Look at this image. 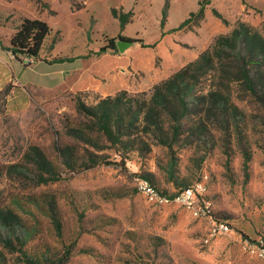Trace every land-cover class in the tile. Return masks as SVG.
<instances>
[{
  "label": "rangeland",
  "instance_id": "obj_1",
  "mask_svg": "<svg viewBox=\"0 0 264 264\" xmlns=\"http://www.w3.org/2000/svg\"><path fill=\"white\" fill-rule=\"evenodd\" d=\"M120 16L128 17L124 26ZM24 17L53 28L39 58L46 61L70 59L49 57L54 46L91 54L113 41L116 48L105 51L117 56L142 48L140 39L155 43L168 34L154 51L165 71L191 51L210 48L239 19L264 32V0H0V47L14 73L6 78L0 72V264H47L65 254L63 264H264L248 246L264 242V108L234 96L228 120L191 97L193 113L182 120L184 134L173 150L160 143L159 133L144 131L128 142L125 159L105 139L100 150L79 143L84 159L93 152L119 163L70 169L57 146L78 145L66 130L84 119L80 102L92 107L124 90L143 91H61L74 76L56 90L31 84L42 78V70L28 68L38 59L18 60L6 48ZM127 37L136 41L120 50ZM178 40L194 47L183 51ZM141 180L169 197L204 182L210 214L151 198ZM213 220L226 222L229 231L207 241Z\"/></svg>",
  "mask_w": 264,
  "mask_h": 264
},
{
  "label": "trees",
  "instance_id": "obj_2",
  "mask_svg": "<svg viewBox=\"0 0 264 264\" xmlns=\"http://www.w3.org/2000/svg\"><path fill=\"white\" fill-rule=\"evenodd\" d=\"M204 12L205 7L201 5V17H204ZM120 21L124 26L128 17L120 16ZM189 21L187 19L181 27ZM52 30L46 20L24 17L6 48L18 60H21L20 55L39 59ZM127 39L136 41L134 38ZM139 41L144 47L156 45V42ZM109 47L115 49L116 43L112 41L97 53ZM64 60L58 58L55 61ZM201 84L206 85L203 88L199 86ZM234 96L238 99L250 97L264 108V32L242 19L229 33L220 34L211 47L201 51L196 59L155 84L150 92L132 95L124 90L92 107L80 102L79 109L84 111V119L70 123L66 130L71 138L78 141V145H58L57 151L61 162L70 169H75L77 165L91 168L101 163H119L110 160L109 156L93 152L84 159L79 152V143L100 150L101 140L105 139L125 159L128 142L144 131L159 133L160 143L173 150L184 134L182 120L193 113L191 97L214 105L229 120L233 117L229 107L236 105ZM133 107L136 110L131 114ZM85 146L84 149L89 152ZM245 154L248 161V151L245 150ZM48 164L53 165L51 161ZM67 261L65 254L47 264Z\"/></svg>",
  "mask_w": 264,
  "mask_h": 264
},
{
  "label": "crops",
  "instance_id": "obj_3",
  "mask_svg": "<svg viewBox=\"0 0 264 264\" xmlns=\"http://www.w3.org/2000/svg\"><path fill=\"white\" fill-rule=\"evenodd\" d=\"M167 36L168 34L164 35L161 40L156 42L154 47L134 48L117 56L106 51L97 53L98 50L92 51L91 54L74 55L59 51L54 46L52 49L53 56L49 57L54 58L58 54H63V56L70 57V59L64 61L36 60L32 64L33 67L28 66V68L42 70V78L31 84H36L39 88H46L47 90H56L57 85L65 84L68 79L74 76L73 81L69 82L68 85H64L61 91L79 92L88 90L97 95L106 96L123 89L129 91L147 90L167 78L173 71L179 70L196 59L200 54L199 50L207 46L205 44L197 51H191L186 59L175 63L173 66L171 64L167 65V68L163 71L162 62L164 59L154 51L167 42ZM176 43L178 48L186 52L194 47L179 40ZM149 52L156 53L154 54L155 57L149 56ZM157 58L161 59L160 63L157 62ZM4 61L2 48L0 47V72L8 78L14 74L12 73V63ZM75 73H78V75H75Z\"/></svg>",
  "mask_w": 264,
  "mask_h": 264
},
{
  "label": "built area",
  "instance_id": "obj_4",
  "mask_svg": "<svg viewBox=\"0 0 264 264\" xmlns=\"http://www.w3.org/2000/svg\"><path fill=\"white\" fill-rule=\"evenodd\" d=\"M24 60L28 63L35 61L34 57L29 55L24 56ZM140 188L144 193H146L151 198L160 200L162 202H169L172 200L178 201L182 204L194 207V211L197 214H210V208L206 204L205 195L207 193V187L204 182H195L191 185L181 188L174 194V196L169 197L166 194L160 193L153 185L145 180L140 181ZM229 231V225L226 222H220L218 220H213L210 233L207 241L211 236L225 233ZM249 249L252 253H255L260 259L264 261V242L250 241L248 242Z\"/></svg>",
  "mask_w": 264,
  "mask_h": 264
},
{
  "label": "water",
  "instance_id": "obj_5",
  "mask_svg": "<svg viewBox=\"0 0 264 264\" xmlns=\"http://www.w3.org/2000/svg\"><path fill=\"white\" fill-rule=\"evenodd\" d=\"M132 43H133V41H129V40L123 41V42L120 41L118 43V46H119L120 50H123L125 47L131 45Z\"/></svg>",
  "mask_w": 264,
  "mask_h": 264
}]
</instances>
